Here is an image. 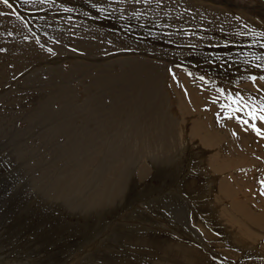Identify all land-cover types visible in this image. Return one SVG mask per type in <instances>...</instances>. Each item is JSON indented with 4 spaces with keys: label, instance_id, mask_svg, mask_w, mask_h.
<instances>
[{
    "label": "bare ground",
    "instance_id": "6f19581e",
    "mask_svg": "<svg viewBox=\"0 0 264 264\" xmlns=\"http://www.w3.org/2000/svg\"><path fill=\"white\" fill-rule=\"evenodd\" d=\"M37 4L43 9L62 10L57 0H38ZM67 8L85 24L81 12ZM101 9L111 18L124 19L121 34L104 33L95 25L86 34V27L83 31L76 19L67 18L61 26L75 43L69 46L53 31L50 54L36 64L48 53L45 31L43 38L33 30L26 32V21L0 0V87L14 78L10 88L0 92V162L12 177V192L25 189L29 196L24 197L26 201L35 194L33 200L41 206L61 208L71 216L88 215L97 223L102 222L103 212H112L116 204H123L130 182H140L148 176L149 156L151 161L160 163L173 155L180 142L179 127L189 131L191 141L204 145L214 137L215 123L221 128L236 122L253 127L264 124V120L253 115L256 109L264 110L262 80L255 79L254 86L241 83L244 92L238 93L192 69L196 67L192 62L200 55L226 54L228 58L229 52L234 51L233 56L239 61L247 49L253 52L247 55L245 64L240 63L244 74L259 63L264 53V0H103ZM26 18L38 22L34 16L26 14ZM50 19L57 23L54 17ZM134 19L151 24V56L145 53L148 44L134 33ZM127 37L134 42V52ZM106 60L117 61L107 72L103 67ZM61 62H66L67 67ZM76 68L104 76L109 90L95 86L79 97L80 87L97 83V77L87 72L58 75L49 84L57 71L65 74ZM169 79L173 102L163 92ZM24 84L27 88L23 90ZM240 101H247L246 106ZM173 105L178 116L170 111ZM96 108L103 109L104 116L93 113ZM20 120L27 123L19 126L16 123ZM78 121L84 125L78 127ZM90 121L104 129L74 135L76 128H93ZM42 137L39 148L36 139ZM217 138L227 142L223 136ZM84 153L91 162L84 161ZM234 153L239 155L235 148ZM1 156L19 172L11 170ZM205 163L210 171L215 169L213 173L218 172L216 164L224 171H230L232 166V161ZM259 174L264 181V169ZM192 178L197 180L194 174ZM112 182H116V188ZM221 195L240 200L229 189ZM126 238L138 240L128 234ZM180 244L178 241L162 248L159 258H166ZM97 255L105 262L120 264L115 261L118 259L112 260L117 256Z\"/></svg>",
    "mask_w": 264,
    "mask_h": 264
},
{
    "label": "rangeland",
    "instance_id": "374dc122",
    "mask_svg": "<svg viewBox=\"0 0 264 264\" xmlns=\"http://www.w3.org/2000/svg\"><path fill=\"white\" fill-rule=\"evenodd\" d=\"M1 1L4 5H11L10 8L26 21L27 25L24 27L26 32L33 30L36 35L43 38L45 31L48 53L38 58L36 64L50 54L49 43L53 31L69 46L75 43L64 33L61 26V22L67 18L76 19L83 31L86 27V34L90 33L91 25L97 26L107 34H121L125 27L123 18L117 16L111 18L101 9L103 0H57L62 10L57 7L43 9L38 6V0H8V4ZM66 5L81 12L86 26ZM231 5L240 8L238 5ZM94 12L97 13L95 18ZM26 14L38 18V22L33 23L32 19L28 21ZM50 17H54L57 23ZM133 22L137 25L134 33L138 40L148 44L145 53L153 55V42L149 36L151 24L138 19H134ZM126 39L131 42L134 52V42L130 37ZM10 46L13 47L11 41ZM251 52L253 49L242 51L239 61L233 56L234 51L229 52L231 58L230 56L227 58L226 54L200 55L196 62H192L196 66L192 69L195 72L201 71L218 85L232 87L241 93L244 92L239 86L241 83H250L254 86V80L260 79L264 84V53L260 56L259 63H256L257 65L255 64L247 74H244L240 65L245 64V60H248L247 55ZM104 57L107 59L111 55ZM114 62L117 61L104 62L106 72L112 68ZM61 65L67 67L66 62H61ZM24 67L27 68V65ZM79 72H87L90 76L97 77V83L88 88H79V97L82 92L95 86L103 91L109 90L108 84L103 81L104 76L96 75L86 68H76L65 74L57 71L48 80L49 84L53 82L55 76ZM170 79L163 92L166 91L168 99L173 102ZM12 81L14 78L0 87V92L9 89ZM26 88L27 85L24 84L23 90ZM246 104L247 101H240V105ZM256 110L253 114L260 112L264 115V110ZM170 111L178 116L174 105ZM93 113L104 116L101 108L94 109ZM90 122L93 128H76L74 135L85 130L104 129L102 125ZM24 123L27 122L20 120L16 124L22 126ZM77 124L78 127L84 125H80L79 121ZM213 129L214 137L206 144L200 145L189 139V131L185 127H179L180 142L173 155L162 159L160 163L151 161L149 156L148 176L143 181L130 182L126 189L127 195L122 202L124 205L120 202L116 204L117 208L114 206L112 212H103L100 223H97L96 218L88 219V215L71 216L61 208L41 206L33 200L35 194L32 199L24 200V197L28 196L24 192L26 190L12 192V177L0 162V264H111L109 261L105 262L101 256L96 257L98 253H107V257L110 255L111 258L117 256L112 260L118 259L115 261H120V264H159L160 261V264H257L264 261V226L255 231L257 239L248 238L241 244L231 237L235 235L233 232L237 227L229 225L220 217L223 213H231L237 207L236 204L243 202H253L264 208V195L261 194L264 191V184L261 183L259 174V170L264 169V124L253 127L248 123L236 122L227 128H221L215 123ZM217 136L225 137L227 142L219 140ZM42 140L43 137L36 139L39 148ZM234 148L238 150V156L234 153ZM205 152L207 154L203 157ZM83 156L84 161L91 160L87 153ZM1 157L8 165L6 158ZM232 159L231 181L220 187V180L217 178L221 175L213 174L216 172L215 169H212L213 172L210 171L205 161L212 165L216 161L231 162ZM11 170L18 171L14 168ZM193 174L197 180L192 178ZM227 179L229 178L224 181ZM111 184L116 188V182ZM226 189L240 196V200L224 198L221 192ZM43 206L49 209L45 210ZM109 227L110 229L105 231ZM126 234L136 236L138 240L128 241L125 239ZM211 236L214 237L211 239ZM178 241L181 244L173 253L164 259L159 258L162 248ZM214 241H217L216 244ZM227 250L233 251L234 254H229Z\"/></svg>",
    "mask_w": 264,
    "mask_h": 264
},
{
    "label": "crops",
    "instance_id": "0c3cea01",
    "mask_svg": "<svg viewBox=\"0 0 264 264\" xmlns=\"http://www.w3.org/2000/svg\"><path fill=\"white\" fill-rule=\"evenodd\" d=\"M97 57H102L104 55H97ZM216 169L219 176L217 179L220 180V187H223L230 183L232 172H233V159L232 166L230 171H224V167L220 166V164H216ZM221 172V173H220ZM214 174V173H213ZM229 179L224 181L227 177ZM197 178V177H196ZM198 186V184L196 183ZM200 190V189H197ZM213 204V203H212ZM236 208L231 213H223L220 217L224 218L229 225H233L237 228L234 229L235 235L233 237L238 243L244 244L245 239L248 238H258V235L255 234V231L258 230L259 227L264 226V208L253 202H243L240 204H236ZM254 208V209H253ZM256 209V210H255ZM243 224V225H242ZM232 240V239H230ZM229 254H234L232 251H226ZM231 252V253H230ZM257 264H264V261H260Z\"/></svg>",
    "mask_w": 264,
    "mask_h": 264
},
{
    "label": "snow or ice",
    "instance_id": "6c2138e0",
    "mask_svg": "<svg viewBox=\"0 0 264 264\" xmlns=\"http://www.w3.org/2000/svg\"><path fill=\"white\" fill-rule=\"evenodd\" d=\"M3 2L5 4H8V0H3ZM9 7H11V5H9ZM260 119L264 120V116H261ZM257 132L259 134V130L257 129ZM262 184H264V181L261 182ZM262 195H264V191L261 192Z\"/></svg>",
    "mask_w": 264,
    "mask_h": 264
},
{
    "label": "flooded vegetation",
    "instance_id": "af4514ba",
    "mask_svg": "<svg viewBox=\"0 0 264 264\" xmlns=\"http://www.w3.org/2000/svg\"><path fill=\"white\" fill-rule=\"evenodd\" d=\"M206 153V152H205ZM203 155H205V154H203ZM175 159V158H174Z\"/></svg>",
    "mask_w": 264,
    "mask_h": 264
}]
</instances>
